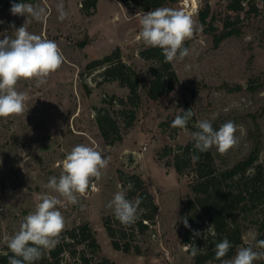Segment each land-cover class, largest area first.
Segmentation results:
<instances>
[{
    "label": "rangeland",
    "instance_id": "rangeland-1",
    "mask_svg": "<svg viewBox=\"0 0 264 264\" xmlns=\"http://www.w3.org/2000/svg\"><path fill=\"white\" fill-rule=\"evenodd\" d=\"M82 1L0 0V39L14 37L15 28L25 24L30 33L55 41L64 56L61 67L41 87L35 86L34 79L17 83V90L28 97L23 115L0 118V256L9 251L5 236L17 232L24 218L35 211L40 197L49 195L61 200L57 208L65 218L64 230L89 221L100 242L98 255L116 264H222L212 259L197 263L188 249L196 246L201 253L206 247L205 239L193 236L195 221L188 222V228L182 222L192 213L187 204L194 196L190 184L197 177L195 165L178 172L166 163L181 145L192 140L195 123L204 119L216 122L218 128L227 121L237 125L234 147L225 154L212 148L218 169L246 157L260 138L258 162L264 163V0H250L248 12L229 10L230 0H178L161 6L184 11L195 26L193 37L185 41L189 55L172 62L178 83L158 98L148 93L151 67L157 62L142 56L148 46L137 39L140 15L148 10L137 11L134 5L125 6L119 0H98L96 12L87 14ZM13 2L31 5L35 15H12ZM200 10L209 14L206 20ZM61 11L67 13L63 20ZM116 50L138 76L134 99L120 80L103 79L105 67H86L91 60ZM111 97L116 99L113 103L107 99ZM101 108L117 120L121 140L110 144L103 137L96 120ZM190 108L195 115L187 130L172 127L176 115ZM133 111L135 116L128 124ZM77 145L95 147L110 161L101 178L93 179L83 196L77 194L78 202L70 204L46 185L50 177H59L63 161ZM133 174L145 180L158 206L153 222L143 220L150 223L144 229L121 224L111 217L114 210L107 207L118 191L127 190V195L130 183L123 180ZM139 207L138 219L144 210L149 211L146 206ZM235 214L242 242L223 260L232 259L239 247L264 251L257 246L264 240L260 227L264 204L247 217ZM106 216L115 230L134 231L129 252L113 246L104 223ZM208 227L205 223V228L197 231L203 233ZM186 234L190 244L183 242ZM74 260L65 254L61 264ZM254 264H264V260Z\"/></svg>",
    "mask_w": 264,
    "mask_h": 264
},
{
    "label": "clouds",
    "instance_id": "clouds-1",
    "mask_svg": "<svg viewBox=\"0 0 264 264\" xmlns=\"http://www.w3.org/2000/svg\"><path fill=\"white\" fill-rule=\"evenodd\" d=\"M12 15H35L31 5L12 3ZM67 13L61 11L63 20ZM139 23L141 31L137 39L148 47L160 48L166 63L183 61L189 55L185 41L194 35L195 22L182 10L169 7H158L155 10L142 13ZM64 56L57 43L30 33L25 24L15 28L14 37L5 35L0 39V118L21 116L25 113L27 94L16 88L20 80H35V86L41 87L47 78L62 65ZM195 113L192 108L182 110L176 115L171 126L187 130ZM196 131L191 132L193 147L198 152H207L213 147L220 154H225L237 143V125L233 121L223 123L215 130L211 121L199 120L194 125ZM194 160L199 157L193 153ZM110 157L103 156L95 147L86 145L75 146L63 161V171L59 177H50L46 187L63 197L68 203L78 202L77 194L83 196L89 189L93 179L99 180L102 170L106 169ZM132 187L129 184L128 188ZM127 190L118 191L107 207L114 210L115 218L123 225L130 226L138 219L141 199L127 198ZM61 200L56 196L43 195L37 203L35 211L29 213L20 224L19 230L11 236H5L8 264H36L45 251L54 249L60 242V236L66 227L65 218L57 206ZM186 228L190 227L187 218H182ZM215 235L213 224L201 233L193 231L194 237L207 239L209 234ZM264 249V240L257 242ZM232 243L225 237L215 244L213 249L215 259L222 264H254V261L264 260V251H255L253 247H239L232 259L223 260ZM199 253V248H191L192 256ZM8 255V253H4Z\"/></svg>",
    "mask_w": 264,
    "mask_h": 264
},
{
    "label": "trees",
    "instance_id": "trees-1",
    "mask_svg": "<svg viewBox=\"0 0 264 264\" xmlns=\"http://www.w3.org/2000/svg\"><path fill=\"white\" fill-rule=\"evenodd\" d=\"M119 1L125 6L134 5L137 11H151L168 2H177L178 0ZM97 2L98 0H83L82 7L87 14H94ZM249 3L250 0H230L227 7L234 12H248L250 9H245ZM200 13L202 18L206 20L209 14L204 13L203 10H200ZM226 23L229 25V22ZM85 44L86 42L81 43V45ZM141 54L143 57L154 59L157 62L156 65L151 67L153 78L148 88L149 96L158 98L169 94L178 83V75L172 63L165 62L162 50L158 47H147L141 51ZM86 67L90 70L105 67L101 72L103 79L120 80L122 84L127 85L130 88V99H134L138 95V76L130 65L121 60L118 50L103 58L91 60ZM107 99L110 103L116 100L114 97ZM121 101L124 100L121 99ZM134 116L133 111L131 121H127L128 124L132 123ZM96 120L103 137L108 143L112 144L122 139L118 122L108 110L105 108L99 109ZM212 126L215 130L219 129L216 122H213ZM260 143L261 138L246 157L225 169H218L215 166L212 149L207 152H198L193 147V140L181 145L173 159L166 163L167 165H173L178 172H183L185 168L195 165L197 177L190 184L194 196L190 198L187 204L192 213L189 214L187 221L190 224H194L195 221L196 226L194 229L196 231L199 228H205V223L213 224L215 232V235L211 233L208 235L204 251L196 255L195 261L197 263L208 259L221 261L215 259L213 249L215 244L225 237L232 243L233 247L222 259L232 256L236 246L242 242V229L238 226L235 213L240 212L247 217L248 212L264 204V163L258 162ZM193 153L199 159L194 160L192 158ZM123 181L124 184L129 181L128 183L132 185L130 189L128 188L127 197L131 200L139 197L142 201L141 205L149 209V211L144 210L133 225L141 229L148 228L150 223L143 220L153 222L158 210L153 193L149 191L145 180L140 175L133 174L129 176L128 180L124 179ZM111 217L115 218V215L113 214ZM110 219V216H106L104 223L112 236L113 246L122 249L124 252H129L132 249L131 243H133L134 231L128 234L122 229L115 230ZM260 221V227L264 230V216ZM183 242L190 244V235L186 234L183 237ZM188 249L191 251V248ZM134 250L141 253L138 246H134ZM99 251L100 242L97 239L96 231L89 221H84L64 230L60 236L59 244L54 249L45 251L42 259L37 261L36 264H61L65 254L75 259L72 264H116L108 257H100L98 255ZM6 253L8 255L2 254L0 256V264H8V256L11 253L9 251Z\"/></svg>",
    "mask_w": 264,
    "mask_h": 264
},
{
    "label": "built area",
    "instance_id": "built-area-1",
    "mask_svg": "<svg viewBox=\"0 0 264 264\" xmlns=\"http://www.w3.org/2000/svg\"><path fill=\"white\" fill-rule=\"evenodd\" d=\"M189 5H190V2L188 1V2H187V7H188V8L190 7ZM192 6H196V4L192 3ZM196 8H197V6H196Z\"/></svg>",
    "mask_w": 264,
    "mask_h": 264
}]
</instances>
